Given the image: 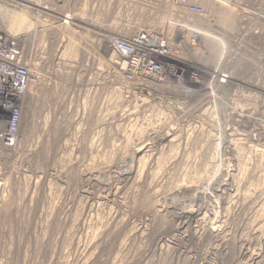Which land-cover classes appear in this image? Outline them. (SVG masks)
I'll use <instances>...</instances> for the list:
<instances>
[{
  "label": "rangeland",
  "instance_id": "1",
  "mask_svg": "<svg viewBox=\"0 0 264 264\" xmlns=\"http://www.w3.org/2000/svg\"><path fill=\"white\" fill-rule=\"evenodd\" d=\"M40 1L0 0L39 74L0 144V264H264V0H206L182 111L168 88L127 97L110 63L168 0Z\"/></svg>",
  "mask_w": 264,
  "mask_h": 264
},
{
  "label": "built area",
  "instance_id": "2",
  "mask_svg": "<svg viewBox=\"0 0 264 264\" xmlns=\"http://www.w3.org/2000/svg\"><path fill=\"white\" fill-rule=\"evenodd\" d=\"M171 3L177 4V7H183L186 14L190 13L196 17L206 15L205 8L197 1L171 0ZM179 27L184 29L181 24ZM166 35L167 33L162 31L151 32L141 29L133 32L128 37L130 40L110 41V49L120 56L118 65L125 71L128 79L152 77L159 72L170 73L174 78H185L186 71L181 69L183 64L176 60V56L179 57L181 51L180 44L177 42L181 39V45L185 44L186 34L173 38L176 41H171ZM198 37L199 33L194 31L191 36L192 45L198 42ZM29 53L27 44L21 46L13 38L0 36V144L3 143L8 147L14 146L18 141L23 115L29 107L31 94L29 87L35 84L34 70L36 68L28 59ZM179 65L181 66L178 71L176 68ZM173 67L174 70H172ZM160 76L162 74L154 76V79L162 80L163 77ZM183 80L186 89H194L197 85L195 79ZM147 82L142 86L140 93L150 95ZM154 86L155 84L152 85V89Z\"/></svg>",
  "mask_w": 264,
  "mask_h": 264
},
{
  "label": "bare ground",
  "instance_id": "3",
  "mask_svg": "<svg viewBox=\"0 0 264 264\" xmlns=\"http://www.w3.org/2000/svg\"><path fill=\"white\" fill-rule=\"evenodd\" d=\"M192 1H197L198 3H200L205 8V10H206V15L205 16L196 17V16H194V15H192L190 13L186 14L184 9H183V7H181V8L177 7V4H173V3H171V0H168L167 1V3H168L167 4V9H168L167 10V19H168V22L166 23L168 25H166L164 28L159 30V31L167 33L166 36H169L171 41L172 40L176 41V39H173L176 36L182 37V36H184L186 34L185 37H187V41H186L185 44L181 45V39L179 40V42H177V44H180L179 48L181 49V51H180L179 57L176 56L177 57L176 60L179 61L180 63L182 62V64H183L182 65L183 67H181V69L186 71L185 75H189L192 72V69L198 70L197 68L192 66V62H191L192 54H190V53L193 52V48H196V47H198L200 45V42H199L201 40L200 37H201V35H203V32L196 26V21L199 20V19H203L206 16L210 15L207 12L206 7L210 6L211 3H212V1H206V0H205V2H204V0H192ZM214 1H217V0H214ZM225 1H227V0H225ZM37 4L39 5V2H37L36 5ZM42 4H44L43 0L40 1V5L39 6H42ZM27 16H29L28 12H27ZM193 18H196V19H193ZM36 19H40L39 13H38ZM67 19H70V18L67 17ZM180 24L182 25V27H184V29L179 27ZM141 29H143V30L146 29L147 31H151V32H156L157 31V30H152V29H147V28H141ZM141 29H138V30H141ZM194 31H197L199 33V37L197 38L198 42L195 45H192L191 44V36L193 35ZM128 36H131V34L128 35ZM111 39H112L111 41H113V42L117 41V40H122V41L130 40V39H128L127 36L111 37ZM109 47H110V45H109ZM28 48L30 49V53L28 54V59H30V62L32 64V55H33L32 47L31 48L28 47ZM173 56H175V55H173ZM165 58H167V57H165ZM119 60H120V56L118 55L117 52L113 51V54H112V56L110 58V61H111L110 63H113L114 70H116L119 73L117 75H120V77H121V86L123 87V89H125L122 93H126L127 97L130 96V95H134L138 99H143V100H146L147 98H148L147 100H151V98H157V100H162L160 98V96H158L159 92L156 91L155 88H157V89L163 88L162 90H165L166 88H168L170 90L169 92H172L171 94H173L174 100L171 99L172 98L171 96L168 97L167 105L170 106V105L174 104L173 107H176V109L178 111H182V105L183 104L187 105L186 102L192 96H194L198 91H200L199 85H196V87L198 86V88L195 87L194 89H191V88L190 89H186L185 88V81L183 80V79L186 80V79L192 78V79H195L196 83H201L200 81L198 82V78L199 77H198L197 73L191 75L189 78H183V79L174 78L172 76V74L163 73V72H159V73L154 75V76H156L158 74H162V76H160V77H163L162 80H159V79L155 80L154 76H152V77H135L134 79H128L126 77L125 71L118 65V61ZM123 65L125 66L124 63H123ZM180 66L181 65L177 66V68H176V69H178V71L180 69ZM174 69L175 68L173 67L172 70H174ZM34 71H35V75H34L35 84H33V85H31L29 87V91L31 92V94H32L33 90L36 89V87L38 85V81H39V74H38L36 69ZM146 78H149V79H146ZM150 79L152 81H149ZM147 81H149V82H147ZM145 82H147V85L150 88V92H151L150 95L149 94L140 93V91L142 90V86L145 84ZM154 84H155V86L152 89V85H154ZM131 89L133 90V93H131ZM46 120H48V119H46ZM46 124H47V122H46ZM45 127H47V126H45ZM18 139H19V137H18ZM17 142L15 143V145L17 144ZM2 145L5 146V147H8V146H6L3 143H2ZM14 146H12V148ZM8 148H10V147H8ZM138 151L139 152H137V153L140 154V150H138ZM134 152H136V151H134ZM144 162L145 163L147 162V159H145V155L140 157V162L139 163L142 166V164H144ZM123 164H125V163L123 162Z\"/></svg>",
  "mask_w": 264,
  "mask_h": 264
}]
</instances>
